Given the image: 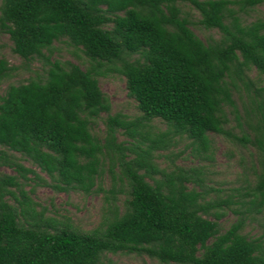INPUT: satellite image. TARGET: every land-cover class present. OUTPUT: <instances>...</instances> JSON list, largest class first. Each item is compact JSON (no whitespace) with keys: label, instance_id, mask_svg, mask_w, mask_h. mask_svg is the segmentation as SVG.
Masks as SVG:
<instances>
[{"label":"trees","instance_id":"1","mask_svg":"<svg viewBox=\"0 0 264 264\" xmlns=\"http://www.w3.org/2000/svg\"><path fill=\"white\" fill-rule=\"evenodd\" d=\"M262 2L2 0L0 31L42 73L0 97V162L17 173L0 172V264H112L107 254L160 264H264V230L245 233L250 216L264 213V20L241 16ZM187 3L197 22L185 14ZM197 26L220 37L205 42ZM56 43L80 52L87 70L53 59ZM14 70L0 60V85ZM110 74L125 78L135 116L112 113L99 85ZM229 114L249 134L232 135ZM212 135L255 148L261 172L244 189L223 196L208 184V166L177 164L183 152L173 148L181 142L200 162L214 161ZM36 178L59 192L104 193L106 218L84 230L70 217L48 215L26 190ZM229 212L237 220L225 230Z\"/></svg>","mask_w":264,"mask_h":264},{"label":"rangeland","instance_id":"2","mask_svg":"<svg viewBox=\"0 0 264 264\" xmlns=\"http://www.w3.org/2000/svg\"><path fill=\"white\" fill-rule=\"evenodd\" d=\"M261 4H258L248 13H241L243 20L246 23L255 22L259 19L264 20V0ZM2 0H0V6ZM185 14L192 16V20L197 22L200 20L199 15L189 3L183 5ZM193 31L203 40L208 41L211 38L218 39L220 34L217 31H207L200 26L192 27ZM57 48L53 59H59L63 62L71 61L80 65L84 70H87L89 64L87 59L80 53L74 54V49L66 43H56ZM81 56V57H79ZM5 59L8 61L9 66L15 68L13 75L10 79L5 80L0 85V97L3 96L10 84H18L21 81L28 79L33 73H42V65L40 62L27 63L13 52V43L10 36L0 31V60ZM256 73H253V76ZM99 85L102 91L109 97L112 103V113L121 112L129 116H135L137 113L136 104L134 100L128 97L126 90L125 78L117 74H110L106 77L99 78ZM239 111L242 113L241 101L238 100ZM105 116V115H103ZM230 125L227 127L234 136L242 137L243 133H248L246 124L242 122V127H239V123L235 116L229 114ZM159 126L165 128L164 124ZM105 127L102 122H98L95 128V133L101 135ZM120 140H125V137L120 136ZM212 144L214 153V161H203L191 156V150H185V142H181L176 148H173V152L181 153L182 158H179L176 162L182 166H196L197 164H203L209 167L210 178L212 181H208L209 185L215 188L222 189L223 196L228 194L229 190L244 189L247 186L246 179L249 182H253L257 175L261 172V164L258 162L259 157L255 148L248 144L246 147L233 137H223L218 135H212ZM162 166H165V159L160 160ZM27 168L35 170L39 176L43 179L50 180L48 175L42 172L37 166L31 162H22ZM0 172L7 173L9 175H17V173L10 167L1 164ZM104 178V187L108 189L110 185V178L108 174ZM30 178L34 177L29 175ZM34 190L31 193L32 198L41 206V208L47 209V214L51 216L70 217L75 225L84 230H92L99 226L101 222L106 218V208L108 203L105 199L104 193H93L86 195L77 191L59 192L52 187L46 186L39 178L28 183L26 190ZM227 192V193H226ZM11 203L14 204V200L9 198ZM237 218L229 212L226 217L222 219L224 229L227 230L230 226L236 222ZM264 230V213L260 215L250 216L247 221L245 233L252 237H257L262 234ZM105 261H110L112 264H160L157 261L150 259L147 256H137L135 254H107Z\"/></svg>","mask_w":264,"mask_h":264}]
</instances>
